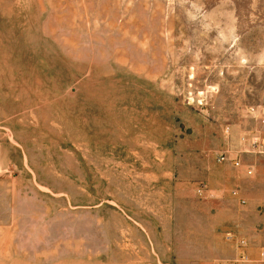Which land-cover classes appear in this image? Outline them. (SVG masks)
<instances>
[{
    "label": "rangeland",
    "instance_id": "rangeland-1",
    "mask_svg": "<svg viewBox=\"0 0 264 264\" xmlns=\"http://www.w3.org/2000/svg\"><path fill=\"white\" fill-rule=\"evenodd\" d=\"M261 106L264 0H0V264H264Z\"/></svg>",
    "mask_w": 264,
    "mask_h": 264
},
{
    "label": "crops",
    "instance_id": "crops-1",
    "mask_svg": "<svg viewBox=\"0 0 264 264\" xmlns=\"http://www.w3.org/2000/svg\"><path fill=\"white\" fill-rule=\"evenodd\" d=\"M264 153V152H263ZM257 184H255V189L252 192V210H253V221H252V230L256 235L259 250H264V184L260 178H258ZM255 183V182H254ZM261 194L257 195V194ZM257 195V196H256ZM263 252V251H262Z\"/></svg>",
    "mask_w": 264,
    "mask_h": 264
},
{
    "label": "built area",
    "instance_id": "built-area-1",
    "mask_svg": "<svg viewBox=\"0 0 264 264\" xmlns=\"http://www.w3.org/2000/svg\"><path fill=\"white\" fill-rule=\"evenodd\" d=\"M256 113H258V118L261 121V123L264 124V106H261L260 108H258V110L256 111ZM251 144H252L253 148L256 151H258V152H264V138L261 139L260 141H258L257 138H256L255 140H253L251 142ZM234 164L236 166H238L239 165V162L236 161ZM251 172H252V169L251 168L247 170V173L250 174Z\"/></svg>",
    "mask_w": 264,
    "mask_h": 264
}]
</instances>
